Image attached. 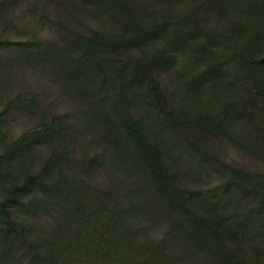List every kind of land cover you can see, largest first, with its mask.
Segmentation results:
<instances>
[{
    "label": "trees",
    "instance_id": "obj_1",
    "mask_svg": "<svg viewBox=\"0 0 264 264\" xmlns=\"http://www.w3.org/2000/svg\"><path fill=\"white\" fill-rule=\"evenodd\" d=\"M18 2L0 0V14ZM37 2L78 28L53 22L59 47L0 37V48L13 45L15 60L32 71L55 70L93 119L111 122L120 139L115 151L133 161L169 230L162 240L143 239L133 222L138 203L125 206L83 182V164L57 151L47 162L56 173L34 182L57 213L43 227L42 214L28 208L40 203L29 198V184L3 185V158L23 155L33 137L57 142L62 129L36 97H0V264H172L188 252L215 264H264V0ZM11 110L42 124L12 142L2 131ZM209 138L255 167L212 155L202 148ZM178 150L196 157L195 170L213 167L221 182L182 185L173 171Z\"/></svg>",
    "mask_w": 264,
    "mask_h": 264
},
{
    "label": "rangeland",
    "instance_id": "obj_2",
    "mask_svg": "<svg viewBox=\"0 0 264 264\" xmlns=\"http://www.w3.org/2000/svg\"><path fill=\"white\" fill-rule=\"evenodd\" d=\"M34 2L35 0H19L18 5L11 11L0 14V37L7 39L11 44L43 40L52 46H61L62 37L55 32V25L52 23L61 20L73 29L76 26L78 28V25L66 19L54 8ZM13 47L11 45L7 50L0 48V97L6 99L36 97L60 123L62 137L53 143L43 142L37 137L30 138L25 144L23 155L13 156L10 163L4 157L6 166L2 175L3 185L23 182L29 184V188L32 189L29 198H37L40 203L36 205L34 201L28 208L34 214H42L44 224L41 221V225L46 227V223L55 219L57 213L49 211L50 205L46 207L41 202V199L44 200L41 187L34 186V182L44 181L42 183L44 185L47 175L53 176L52 174L56 173V171L52 172L53 168H50L47 162L51 154L57 151L61 158L83 164L79 177L83 182L112 193L114 197L123 200L125 206H129L134 201L138 203L139 218L136 217L133 222H138L137 226L142 227L143 239L166 238L169 223L161 216L158 205L151 197L133 161L127 158L128 156L115 151L120 139L115 131L112 132L113 125H109L111 122L102 119V124L93 119L88 104L83 103L81 97L73 93L55 70L36 72L17 62L11 52ZM94 102L93 98L89 99L90 106H93ZM41 124L40 118L34 114L11 110L3 120L2 131L6 139L15 142L22 139L26 133L39 129ZM202 143L205 145L202 148L209 150L212 155H219L223 161L233 167L249 169L255 167L250 158L244 157L228 143L215 138H209ZM189 154L177 151V169L173 171L177 172L182 185L206 189L221 182L222 176L215 174L213 167L195 170L194 167L198 166L197 159L196 157L191 159ZM121 189L132 199L127 202L125 201L127 197L124 199L117 194L118 191L122 192ZM174 247L185 249L182 243L176 241ZM172 264H215V262L210 257L188 252L175 259Z\"/></svg>",
    "mask_w": 264,
    "mask_h": 264
}]
</instances>
